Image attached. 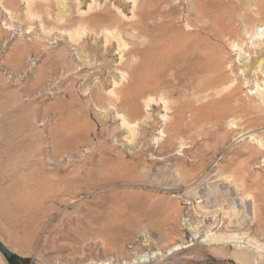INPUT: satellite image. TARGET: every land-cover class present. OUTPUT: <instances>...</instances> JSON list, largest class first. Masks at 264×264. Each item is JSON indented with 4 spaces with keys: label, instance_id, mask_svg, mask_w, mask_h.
<instances>
[{
    "label": "rangeland",
    "instance_id": "obj_1",
    "mask_svg": "<svg viewBox=\"0 0 264 264\" xmlns=\"http://www.w3.org/2000/svg\"><path fill=\"white\" fill-rule=\"evenodd\" d=\"M147 11L165 16L167 41L208 38L212 66L171 70L165 102L119 110L111 103L144 60L134 25ZM262 50L264 0H0V241L24 264L152 252L164 255L147 264H264ZM218 175L251 199L257 221L239 229L224 203L207 206ZM76 182L77 197L63 196ZM213 234L238 237L204 242Z\"/></svg>",
    "mask_w": 264,
    "mask_h": 264
},
{
    "label": "bare ground",
    "instance_id": "obj_2",
    "mask_svg": "<svg viewBox=\"0 0 264 264\" xmlns=\"http://www.w3.org/2000/svg\"><path fill=\"white\" fill-rule=\"evenodd\" d=\"M196 12L199 16H202L200 10H196ZM134 27L142 30L146 40L145 48L142 52L144 60L137 65L132 64L128 73L129 77L127 83L123 85L125 86L124 90H122L121 93L119 92V99L117 98L116 101H113L111 106L120 110V107L124 108L126 103H136L142 98L145 99L147 106H151L152 103L158 101L157 99L159 97L160 100L165 102L164 97H161L162 95H160V93L164 90L171 89V86L166 83L165 77L167 72L174 69L181 70L183 68H187L188 71L193 74L200 76L207 75V72L212 66L210 55L206 49L208 38L203 39L201 42H194L195 44L192 48L186 46L189 41L187 38L184 41L181 39L167 41L163 37H160V33L163 29L169 27V25H167V21H165V16H162L161 22H159V20L152 15V12L148 11L146 13H140V17ZM203 30L206 31L205 29ZM154 32H159V36L155 37ZM215 36L218 38H225L222 34ZM168 51H170L171 57L169 60H165L166 56H169ZM128 53L137 54V48L130 49ZM263 53L264 50L259 53L258 58L255 60V63H258L254 73L255 76L264 72L262 70L264 68ZM218 70L222 73L223 68L219 67ZM175 80L177 81L179 78L175 77ZM231 87L233 86H229V89ZM231 90H233L232 93L238 92V89L236 88H231ZM228 97L222 100V102L226 105L232 101L231 94ZM129 107H131V105ZM180 117H175L176 120L174 118L171 122L174 132L179 130V121L181 120ZM178 118H180V120ZM125 123L128 122L125 121ZM89 174L91 176L93 173ZM127 179L132 180L133 177L130 176ZM214 179L215 181L211 183L212 185L208 184L204 190L202 189V195L206 198L207 206L209 208L213 209L224 203L234 214L235 219L233 224L239 229L245 228L258 220V210L255 208L254 203L251 199H245L239 195L237 189L233 185L234 183L228 180L229 176L221 177L218 175L214 177ZM82 188V184L79 182L63 183L62 195L72 198L78 194ZM76 197L77 196H75V198ZM235 236L238 237L237 234ZM235 236L229 234H213V236L208 235L204 242L219 243L223 245L232 244ZM180 249H182L180 246H175L170 251L172 253ZM163 255L164 253L160 252H152L148 255L146 253H136L131 260L124 261L121 264H147L152 262L155 258L157 259Z\"/></svg>",
    "mask_w": 264,
    "mask_h": 264
},
{
    "label": "water",
    "instance_id": "obj_3",
    "mask_svg": "<svg viewBox=\"0 0 264 264\" xmlns=\"http://www.w3.org/2000/svg\"><path fill=\"white\" fill-rule=\"evenodd\" d=\"M0 251L5 256L6 260L9 264H24L20 259L16 257V255L8 249L1 241H0Z\"/></svg>",
    "mask_w": 264,
    "mask_h": 264
}]
</instances>
